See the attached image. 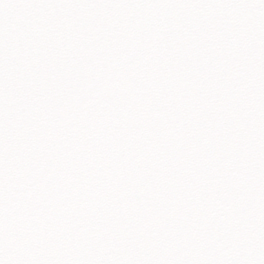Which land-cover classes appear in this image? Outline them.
Masks as SVG:
<instances>
[{"label":"snow or ice","instance_id":"6c2138e0","mask_svg":"<svg viewBox=\"0 0 264 264\" xmlns=\"http://www.w3.org/2000/svg\"><path fill=\"white\" fill-rule=\"evenodd\" d=\"M0 264H264V0H0Z\"/></svg>","mask_w":264,"mask_h":264}]
</instances>
